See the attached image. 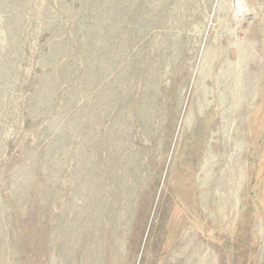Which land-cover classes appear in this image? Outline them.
<instances>
[{
  "label": "rangeland",
  "instance_id": "obj_1",
  "mask_svg": "<svg viewBox=\"0 0 264 264\" xmlns=\"http://www.w3.org/2000/svg\"><path fill=\"white\" fill-rule=\"evenodd\" d=\"M0 264H264V0H0Z\"/></svg>",
  "mask_w": 264,
  "mask_h": 264
}]
</instances>
